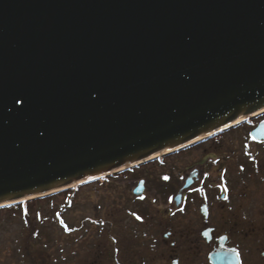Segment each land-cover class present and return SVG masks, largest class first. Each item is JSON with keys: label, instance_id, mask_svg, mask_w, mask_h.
Wrapping results in <instances>:
<instances>
[{"label": "water", "instance_id": "water-1", "mask_svg": "<svg viewBox=\"0 0 264 264\" xmlns=\"http://www.w3.org/2000/svg\"><path fill=\"white\" fill-rule=\"evenodd\" d=\"M262 112L264 0H0V206Z\"/></svg>", "mask_w": 264, "mask_h": 264}, {"label": "rangeland", "instance_id": "rangeland-1", "mask_svg": "<svg viewBox=\"0 0 264 264\" xmlns=\"http://www.w3.org/2000/svg\"><path fill=\"white\" fill-rule=\"evenodd\" d=\"M261 115L264 112L258 117ZM248 119L243 120L244 124L247 125ZM226 130H219L206 138L223 142L230 150L227 151L228 161L235 167L237 159L235 162L232 154L234 158L241 154L239 141L244 129L233 134ZM230 138L234 141L231 142ZM184 148L139 163L135 169L109 173L86 184L70 187L75 190L70 194L73 197L71 205H62L65 196L60 194L53 200L43 199L30 204L31 210L27 214L24 207H17L16 203L0 206V264H166L168 253L173 249L166 243L163 232L172 223L165 217L159 221V212L166 202L159 193L171 186L167 189L164 186L168 184L166 177L169 173L178 178L188 165L203 155L202 147H195L192 151ZM253 151V162H260L262 166L255 167V176L264 177V149L256 146ZM141 176L147 178V189L141 197L135 198L132 187ZM262 177L255 180L257 185L250 184L254 195L249 202L252 208L248 217L253 220L259 215L264 218L261 213L264 211ZM160 180L165 181L163 185ZM147 209L155 211V218L149 216L152 212ZM245 214L247 216L246 210ZM255 228L259 229L258 226ZM242 239L250 242L252 238L242 236ZM27 240L32 245L30 255L25 252ZM176 245L180 250L181 242L177 241ZM184 245L187 248L198 245L202 252L208 250L205 242L191 240Z\"/></svg>", "mask_w": 264, "mask_h": 264}, {"label": "flooded vegetation", "instance_id": "flooded-vegetation-1", "mask_svg": "<svg viewBox=\"0 0 264 264\" xmlns=\"http://www.w3.org/2000/svg\"><path fill=\"white\" fill-rule=\"evenodd\" d=\"M262 118L264 115L259 117L256 115L249 117L247 125L244 124L245 120L225 128L228 134L238 133L242 131L241 128L244 129L243 138L239 141L241 154L237 155V158L232 154L235 162L237 159L235 167L228 161L229 148L219 140L204 138L184 148L192 151L195 147H202L203 155L188 165L187 170L182 171L178 178H173L169 173L166 182L171 186L166 191L159 189L160 198L166 201L163 210L159 212V221L168 218L172 223L171 227L163 232L166 243L173 249L168 253L166 264H264V244L259 246L261 242L264 243V218L260 215L256 220L248 217L252 208L249 202L254 195L252 192L254 188L250 187V184H256L255 180L262 177L255 176V167L258 169L262 166L260 162H253V147L261 146L264 149V139H255L250 132ZM230 139L231 142L234 141L233 138ZM246 142L250 143V147H247ZM233 150L236 151V148ZM131 167L136 168V165ZM141 179L144 180V190L136 194L134 188ZM146 184L147 178L141 176L132 187L135 198L144 194ZM146 211L152 212L149 216L155 218V211L152 209ZM261 213L264 214V211ZM256 221L257 225H254ZM242 236H249L252 239L250 242L243 241ZM191 240L205 242L208 244V250L202 252L198 250V245L185 247L184 243ZM177 241L181 242L180 250L177 248ZM29 243L31 241L27 240L24 247L25 252L30 255L32 245ZM219 243L236 250L225 252L224 259L211 258V251ZM242 247L244 249H241ZM193 248L195 250H192Z\"/></svg>", "mask_w": 264, "mask_h": 264}, {"label": "trees", "instance_id": "trees-1", "mask_svg": "<svg viewBox=\"0 0 264 264\" xmlns=\"http://www.w3.org/2000/svg\"><path fill=\"white\" fill-rule=\"evenodd\" d=\"M130 169H135V168L130 167V168H127V169H124V170H130ZM124 170H122V171H124ZM86 183L87 182H85L84 184H86ZM80 185H83V184H80ZM160 185H163V183H161ZM164 186H166V189H167L169 184H165ZM72 191L74 192L75 190H73V188H66V189L54 192L52 194H49V195H45V196H41V197H36V198L30 199V200H24V201L17 202L15 204V206L19 207V206L22 205L21 207H24V212L25 213L26 212L29 213L30 210H31L30 209V204L34 203L35 201H40V200H43V199L53 200L56 196H58L60 194H64V196H65V199H64V202H62V205H63V203L66 204V205H71V203L73 201V197L70 194L73 193Z\"/></svg>", "mask_w": 264, "mask_h": 264}, {"label": "bare ground", "instance_id": "bare-ground-1", "mask_svg": "<svg viewBox=\"0 0 264 264\" xmlns=\"http://www.w3.org/2000/svg\"><path fill=\"white\" fill-rule=\"evenodd\" d=\"M246 117H248V116H243V117L239 118V120H240V119H243V118H246Z\"/></svg>", "mask_w": 264, "mask_h": 264}, {"label": "snow or ice", "instance_id": "snow-or-ice-1", "mask_svg": "<svg viewBox=\"0 0 264 264\" xmlns=\"http://www.w3.org/2000/svg\"><path fill=\"white\" fill-rule=\"evenodd\" d=\"M139 218V217H138Z\"/></svg>", "mask_w": 264, "mask_h": 264}]
</instances>
